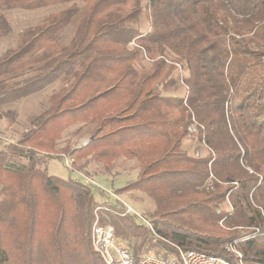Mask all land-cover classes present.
Masks as SVG:
<instances>
[{
	"label": "trees",
	"instance_id": "1",
	"mask_svg": "<svg viewBox=\"0 0 264 264\" xmlns=\"http://www.w3.org/2000/svg\"><path fill=\"white\" fill-rule=\"evenodd\" d=\"M64 3L0 55V107L64 83L38 122L0 149V264H105L92 246L91 186L36 166L64 159L55 141L76 122H92L93 139L70 150L72 164L137 158V176L116 192L152 198L160 234L228 258L223 244L234 241L248 264H264V0H0V39L11 31L3 9ZM142 14L147 30L134 24ZM144 58L151 66L140 70ZM180 80L186 92L173 94ZM193 122L201 156L183 147ZM105 205L101 222L137 237V255L149 249L146 225L121 215L118 200Z\"/></svg>",
	"mask_w": 264,
	"mask_h": 264
},
{
	"label": "rangeland",
	"instance_id": "2",
	"mask_svg": "<svg viewBox=\"0 0 264 264\" xmlns=\"http://www.w3.org/2000/svg\"><path fill=\"white\" fill-rule=\"evenodd\" d=\"M71 3L55 4L42 7L39 9L27 10L21 8L3 9L2 12L8 18L11 24V31L8 35L0 39V55H2L8 48L12 47L18 40L22 31L34 27L50 13L59 11ZM77 4L82 7L83 2L79 1ZM79 17L69 24L61 33L60 40L67 42L77 26ZM136 24L141 30H147L149 27L148 20L145 14H142L140 20ZM151 66V60L141 59L138 62L140 70L148 69ZM179 67V72H181ZM34 72L33 68H28L23 71L21 76H27ZM185 74V73H184ZM186 75V74H185ZM61 79L55 81L45 89L29 95L21 100L13 103L5 104L0 107V112L4 113L8 110H15V119L12 121L9 117H0V149L10 142L17 141L21 135L31 127H33L43 114L45 110L50 107V96L61 86H63ZM186 92L185 83L180 80L178 86L173 94L184 95ZM94 124L92 122H76L63 130L56 138L53 153L61 154L55 158L43 157V162L37 164V168L45 171L48 175L58 176L64 179L75 178L84 184L91 186L96 194L98 205L105 204L106 201L114 202L121 200L129 203L143 216L152 221V214L155 210V202L152 198L141 191L132 190L118 194L116 189L123 186L128 180L135 178L140 170V163L137 158H127L120 156L111 164L97 161L92 157L83 158L76 164H72L69 156L70 150L80 147L93 139L90 135L93 131ZM197 129H192L191 134L185 139L183 147L191 154L201 156L206 153V147L203 143L194 138ZM42 155L45 151L40 152ZM105 189L111 191L107 192ZM102 206V205H101ZM222 208L226 210L231 209V205L227 202L217 208L220 211ZM104 213L101 211V214ZM101 216V215H100ZM140 221L139 219H137ZM222 224V223H221ZM239 230L244 231L243 227ZM133 246L138 245L139 239L131 237Z\"/></svg>",
	"mask_w": 264,
	"mask_h": 264
},
{
	"label": "built area",
	"instance_id": "3",
	"mask_svg": "<svg viewBox=\"0 0 264 264\" xmlns=\"http://www.w3.org/2000/svg\"><path fill=\"white\" fill-rule=\"evenodd\" d=\"M188 129L189 131L196 130V123H191ZM105 190L111 193L110 190ZM121 203H123L121 204L123 208L121 215L133 214L146 225L151 237L150 246L149 249L137 255L133 249V242L128 237L117 233L113 224L101 222V211L110 209L105 204L98 205L92 226V246L105 264H248L243 252L237 247V242L223 244V248L233 255L232 258L194 249H184L178 243L160 234L153 223L129 203L123 200Z\"/></svg>",
	"mask_w": 264,
	"mask_h": 264
}]
</instances>
